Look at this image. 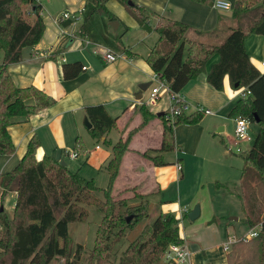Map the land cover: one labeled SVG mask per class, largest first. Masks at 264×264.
I'll return each instance as SVG.
<instances>
[{"label":"trees","instance_id":"1","mask_svg":"<svg viewBox=\"0 0 264 264\" xmlns=\"http://www.w3.org/2000/svg\"><path fill=\"white\" fill-rule=\"evenodd\" d=\"M117 1L140 28L145 31L154 29L158 33V43L151 50L146 63L173 92H180L189 81L203 73L213 55H218L219 61L207 74V83L216 91H222L223 81L228 78L232 89L249 91L246 98L237 100L230 117L244 118L248 123L256 124L258 130L249 151L242 157L239 190L232 194L240 202L243 223L248 228L261 225L257 239L260 243L259 264H264V73L252 66L244 46L249 35L264 37V0H235L231 16L233 26L220 44L188 40V33L201 35V32L178 21L165 20L152 28L143 7L129 0ZM191 1L199 4L208 2ZM107 2L86 0L82 35H85L93 20L115 19L106 8ZM26 7H29V11ZM40 12L41 6L37 0H0V53L3 54L0 63V157H9L15 152L8 127L16 120H26L54 103L50 96L34 86L16 87L7 69L9 65L21 61L23 48H33L39 43L44 32ZM28 14L35 17L33 21H30ZM103 44L120 53L125 52L121 44L106 40ZM82 69L80 62L63 64V78L73 79ZM235 84L238 85L236 88ZM139 110L142 127L156 117L149 113L145 104ZM85 115L92 126L89 130L91 138L111 146V158L104 167L109 182L106 189L101 190L103 200L96 198L100 189L93 180L82 178L52 157L43 156L38 160L36 153L39 141L35 137L31 138L23 157L12 171L0 173L1 204L7 194L15 195L10 214L1 206L0 264H50L56 258L65 259V264H79L78 253L72 260L68 259V226L85 221L88 207H93L101 215L98 233L106 235L102 243L99 241L94 246L88 261L90 264H101L114 244L113 238L124 236V231L130 230L134 226L133 222L139 221L140 215L135 214L139 208L132 210L126 200L112 198L113 186L123 157L129 150L133 132L126 139L111 145L107 134L116 127V119L109 116L101 105L87 107ZM202 116L199 112L182 114L176 118L173 126L166 124L164 115L160 116L163 124L160 151H173L174 127L196 124ZM75 146L79 153L85 151L81 141L77 140ZM154 164L164 165L165 162L158 157ZM130 216L133 220L127 222ZM177 225L172 214L157 215L128 244L118 262L112 264H160L168 246L183 244Z\"/></svg>","mask_w":264,"mask_h":264},{"label":"crops","instance_id":"2","mask_svg":"<svg viewBox=\"0 0 264 264\" xmlns=\"http://www.w3.org/2000/svg\"><path fill=\"white\" fill-rule=\"evenodd\" d=\"M37 2L41 6L39 16L44 25L43 35L36 47L23 48L21 61L9 65L7 69L16 87L34 86L50 96L54 103L26 120H16V123L8 127L15 152L9 157L2 158H7L9 161L16 155L18 163L26 151L28 142L35 137L39 141L36 153L38 160L43 156L58 161L63 159L66 167L71 170L69 164L77 160L80 154L90 155L85 148V142L89 137L91 138L90 129L84 126L85 109L101 105L109 116L116 119V127L107 134L111 145L120 139H126L133 132L129 150L123 157L119 175L114 183V193L117 192L119 185H123L122 191L134 190L144 198V201H151L157 208V215L172 214L178 225V220L180 219L182 223L184 216H188L194 209L192 206L198 204L200 214L196 220L202 219L198 227L205 225L204 232L188 238L194 226L189 227L186 232L182 226L181 234L177 225L180 238L190 251V264H230L233 258L237 259L236 246L241 243L230 245L228 250L224 249V245L229 237H241L249 228L247 227V231H238L233 225V219L224 223V217L230 213L217 211L213 204L208 207L203 206L201 201H197L194 197L186 198L180 188L187 169L186 159L197 158L198 152L203 151V148L215 153L209 144L207 145L206 139L209 138L214 145V137L221 136L219 142L226 150L214 149L225 166L211 182L216 190H226L236 199L232 192H236L234 190L239 188L243 161L235 160L237 158L231 155L235 152L232 148L233 140L229 138L227 129L231 122L234 126V118L230 117V114L238 100L239 92L231 88L228 78L223 81L222 91H216L207 83V74L219 61L218 55H213L207 62L204 72L189 81L180 91L189 104L210 110L215 115H203L202 119L193 125L174 127L172 138L174 157L169 161L164 160L162 157L164 152L160 151L163 124L157 114L166 111L167 99L163 96L155 105H145L149 113L156 117L150 119L143 127L139 108L144 102L145 92L141 100L135 99L139 85L154 83V73L146 63V59L158 43V33L154 29L145 31L140 28L117 0H108L106 3L107 10L115 17L114 20L118 21L117 30L114 31L109 25L114 20L98 18L91 21V26L87 27L85 35L81 32L86 0H37ZM131 2L145 9L152 28L158 25L159 20L178 21L192 30L201 32V35L191 33L205 43L215 44L220 40L218 43L220 44L228 35L229 28L233 26L232 11L217 10L213 6L214 0H208L206 4L191 0H132ZM230 2L233 4L235 0ZM66 13L70 17L60 19ZM28 15L30 21H33L35 17L32 14ZM214 31L217 32L211 34ZM86 39L101 46H105L104 40L121 44L125 51L121 53L124 57L107 64L93 54V46L85 45ZM244 46L252 66L260 73H264V37L249 35L244 41ZM109 48L118 52L112 47ZM2 61L3 54L0 53V63ZM73 62H80L84 69L75 78L66 80L62 75V65ZM77 140L84 145L83 153L75 149ZM108 147L110 150L106 152V161L111 158V146ZM229 147L232 148L231 151L228 150ZM66 149L77 151L78 157L71 159L65 154ZM95 149L99 151L97 146ZM148 157H161L165 164L150 163ZM86 163L88 164L87 159ZM76 168L83 170L82 166ZM99 168L102 170L104 167L101 165ZM230 186L235 189H231ZM137 194L133 196L137 197ZM13 196L15 197L14 194ZM129 197L123 198L129 199ZM241 213L242 217L234 220L236 223L243 222L242 209Z\"/></svg>","mask_w":264,"mask_h":264},{"label":"rangeland","instance_id":"3","mask_svg":"<svg viewBox=\"0 0 264 264\" xmlns=\"http://www.w3.org/2000/svg\"><path fill=\"white\" fill-rule=\"evenodd\" d=\"M223 1L230 4L229 10L226 12H231L233 10L234 3L232 4L230 0H223ZM163 21L164 20H159L157 24H160ZM186 37L188 40L200 42L199 40L200 38L198 36L193 35L192 33H188ZM219 41L215 42V44L216 43L218 44ZM212 115L215 114L213 113ZM233 127L234 126L231 122L229 123V127L227 129V134L229 135V138H231L232 140H234ZM248 129H249V136L252 138V141L241 142L240 143L241 152L236 154L235 153L231 154L234 158H237L235 160L241 162H242V157L249 151L254 141L258 127L256 124L249 123ZM113 134L114 131L112 135ZM220 138L221 136L214 137L213 140L214 145L211 144L209 138L206 139V141L208 142L207 145L209 144L210 148L214 150L215 153L209 151L206 148H203V151L198 152L197 158L186 159L187 169L185 171V178L182 181L180 188L182 195L185 196L186 198L194 197L196 198L197 201H201L203 206L207 205L208 207V205L213 204L217 211L220 210L221 212L230 213L228 214V216H225L223 219L224 223H226L229 221L230 218H237V219L241 218L242 213L237 199H235L233 196H230L229 192L226 190L223 189L216 190L211 182L212 179L216 177V175H219L220 172L219 170H222L223 166H225L223 160H221L218 157L219 155L216 153V149H214V148H218L220 149V151H222L223 148L224 150H226L225 147H223L220 144L219 142ZM96 146L99 148V151L95 149ZM85 148L87 152H90V155L88 156V153L80 154L77 160L72 162V164L71 163L69 164L70 169L72 172H76L79 176H81L86 180H93V183L96 185V187L100 189V191L96 193V198L99 200H103V195L101 190L106 189L109 182V176L105 168L100 170L99 167L101 165H103V167L107 165L109 160L107 161L105 160V158L107 157L105 155L106 152L110 150V148L107 145L103 144L102 142H96L94 139L90 137L85 142ZM173 151L162 153L163 159L168 161L169 159H172L174 157ZM85 156H87L88 158ZM182 157L183 156H180V158ZM157 158L158 157H154V158L148 157L147 160H149L150 163H154L157 160ZM86 159L88 160V164L86 163ZM16 163H17L16 155L12 159H9V161L7 158L0 157V171L2 173L10 172L15 167ZM80 166L83 167V170H78V168H76ZM122 186L123 185H119V187H117L118 188L117 192L115 191V193L114 190H112L113 200H126L128 206L132 208V210H134V208H139L137 212L135 211V214H137V216L140 215V218L137 223L133 222L134 226L130 230L124 231L125 232L124 236L122 235L113 238L114 244L111 245V249L107 252L101 264H105V263L112 264L118 262V259L120 258V256L122 255L123 251L128 246V244L131 241H133V239L143 229L145 225L151 223V221L157 216L156 214L157 208H155V206L152 205L151 201L149 202L144 201V198L138 195L137 193H135L136 191L134 190L122 191L121 190ZM230 187L231 189L233 188V186ZM238 190L239 188H236V190L234 191L237 192ZM134 194H137L138 196L137 197L133 196ZM0 196H1V189H0ZM126 196H130L129 199L123 198ZM14 203H15V197L13 196V194H7L4 197L2 204L0 202V207L2 206L4 208V211L10 214ZM195 206H198V204H195L192 207ZM87 209H88V216L85 221L72 223L68 226V232L70 235V240L68 241V247H69L68 259L72 260L75 257V254L78 253L79 264H90L91 262L88 261V255H90L94 246L99 241L102 243L106 237L105 234L101 232L98 233V228L100 227L99 225H101L100 223L101 215L93 207H88ZM203 215H205V213ZM178 221H179L178 226L180 228L181 234H182V226L185 228V232L188 231L189 227L194 226L192 227L190 233L188 234L187 236L188 238L196 233L198 234L200 232L203 233L205 230L204 227L205 225L198 227L200 222H202V219L190 221L188 216H184L182 223L180 219ZM233 225L236 226V229H238V231H247L248 229L247 226H245L241 221L236 223V221L233 220ZM196 229L198 230L200 229V231ZM77 248L79 249L78 252H76ZM236 249H237L236 255H238V257L237 259L233 258V261L230 264H259L260 243L257 238L253 239V241L249 243H241V245H237ZM65 261H66L65 259L56 258L52 260L50 264H65ZM160 264H167L166 261L163 260V257H161Z\"/></svg>","mask_w":264,"mask_h":264},{"label":"built area","instance_id":"4","mask_svg":"<svg viewBox=\"0 0 264 264\" xmlns=\"http://www.w3.org/2000/svg\"><path fill=\"white\" fill-rule=\"evenodd\" d=\"M213 6L222 12H226L230 8V4L223 0H214ZM83 12V10L81 11ZM69 14H63L60 19H68ZM85 45L93 46V54L101 58L105 63L111 64L124 57V54L113 51L112 49L92 43L89 40L84 41ZM64 61V59H62ZM154 83L150 84L143 98V104L146 106L155 105L163 96L167 99L168 106L166 111L163 113L164 119L168 126H173L174 121L178 116L182 114H190L192 112H199L203 115H212L213 112L207 109H203L200 106H193L189 104L180 92H173L169 85L164 81L160 80L158 75H153ZM238 99L246 98L249 95V91L245 89L238 90ZM248 122L244 118L234 119V140L233 147L235 153H240L241 149L239 144L241 142H250L252 138L249 136ZM228 148V150H232ZM65 154L71 159H76L78 153L72 149H66ZM178 170L181 168L178 166ZM261 232V225L249 228L247 233L241 237H229L227 243L224 245V249L228 250L230 245L237 243H248L251 240L258 237ZM163 260L167 264H190V251L185 244L175 245L172 244L162 254Z\"/></svg>","mask_w":264,"mask_h":264},{"label":"water","instance_id":"5","mask_svg":"<svg viewBox=\"0 0 264 264\" xmlns=\"http://www.w3.org/2000/svg\"><path fill=\"white\" fill-rule=\"evenodd\" d=\"M129 5H132V3L129 2ZM109 25L113 28L114 31H116L117 30V27H118V21L114 20ZM149 85H150L149 83L139 85L137 97H135L136 100H141L142 94L147 90V88L149 87ZM237 86L238 85L235 84V88ZM162 115H163V113L157 114L158 117H160ZM84 126L86 128H88V129H91V127H92L91 124L89 123V121L87 120V118L84 119ZM59 164L61 166H66V164L64 163V160L63 159H61L59 161ZM0 211H2V208L0 209ZM199 214H200V209H199L198 206H195L194 209L188 214V218H189L190 221H195L199 217ZM131 218H132L131 216L128 217L127 218V222H130ZM230 219L237 220V218H230Z\"/></svg>","mask_w":264,"mask_h":264}]
</instances>
